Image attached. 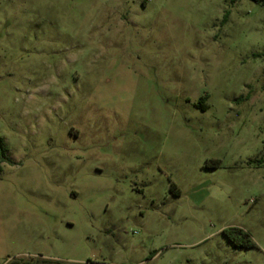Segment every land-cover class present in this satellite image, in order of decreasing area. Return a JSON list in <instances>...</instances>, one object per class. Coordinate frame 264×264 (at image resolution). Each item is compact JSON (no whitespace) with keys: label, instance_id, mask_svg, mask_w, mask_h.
Masks as SVG:
<instances>
[{"label":"rangeland","instance_id":"1","mask_svg":"<svg viewBox=\"0 0 264 264\" xmlns=\"http://www.w3.org/2000/svg\"><path fill=\"white\" fill-rule=\"evenodd\" d=\"M0 142V264H264V4L0 0Z\"/></svg>","mask_w":264,"mask_h":264},{"label":"trees","instance_id":"2","mask_svg":"<svg viewBox=\"0 0 264 264\" xmlns=\"http://www.w3.org/2000/svg\"><path fill=\"white\" fill-rule=\"evenodd\" d=\"M234 2L237 0H233ZM257 3L264 4V0H253ZM6 148L4 147L3 142H0V163L4 162L5 160L11 161V159L7 156L6 154ZM224 235L226 238L233 243L236 247H244V248H251L255 247L256 243L250 236L248 232L243 230L242 228L239 227H228L224 230ZM90 263H97L93 260H88L86 263H81V264H90ZM8 264H37L33 262L32 260L29 259H15L9 262ZM43 264V263H42Z\"/></svg>","mask_w":264,"mask_h":264}]
</instances>
